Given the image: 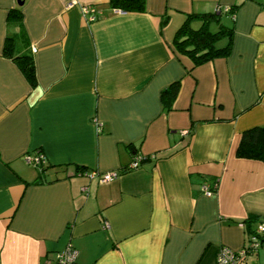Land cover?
I'll use <instances>...</instances> for the list:
<instances>
[{"label":"crops","instance_id":"obj_1","mask_svg":"<svg viewBox=\"0 0 264 264\" xmlns=\"http://www.w3.org/2000/svg\"><path fill=\"white\" fill-rule=\"evenodd\" d=\"M73 1L0 0V264H56L69 244L76 264H217L244 248L247 219H264V161L237 156L264 125V0ZM235 4L229 55L194 65L177 51L189 14ZM39 150L44 170L23 159ZM243 264H264V239Z\"/></svg>","mask_w":264,"mask_h":264},{"label":"trees","instance_id":"obj_2","mask_svg":"<svg viewBox=\"0 0 264 264\" xmlns=\"http://www.w3.org/2000/svg\"><path fill=\"white\" fill-rule=\"evenodd\" d=\"M109 4L113 8L125 11H145L146 9V0H109ZM239 7L238 4L229 7L220 6L212 12L189 14L175 34L174 47L177 51L187 54L193 60L194 65L203 64L219 56L229 55L233 48V37L235 35L233 18L236 17ZM11 12H13L11 16H16L14 11ZM195 21L200 24L195 26ZM11 43V38H7L5 54H12L14 46ZM15 59L30 83L35 84L36 71L33 58L24 54L16 56ZM178 90L179 83L176 82L163 91V98L167 106L171 105V103L168 104V101L170 102L175 98ZM237 156L264 161V125L251 127L242 133L237 148ZM41 167L43 170L46 168L45 164ZM78 170L84 171L82 167H78ZM218 186L219 182L215 180L211 185V189L216 192ZM247 220L250 236L257 229L259 223L264 221V219L256 217H249ZM252 222L257 223L256 228H251ZM263 239L264 234L261 236L262 242ZM245 259L246 257L243 259L242 264Z\"/></svg>","mask_w":264,"mask_h":264},{"label":"built area","instance_id":"obj_3","mask_svg":"<svg viewBox=\"0 0 264 264\" xmlns=\"http://www.w3.org/2000/svg\"><path fill=\"white\" fill-rule=\"evenodd\" d=\"M74 0L69 4V7L73 6L76 2ZM83 13L88 17L89 20H95L97 17L98 11L95 7L92 6H83ZM115 11H120L119 9ZM23 159L28 164L41 167L46 163V156L42 151H37L34 153H26L23 156ZM144 161V157L141 154H135L130 165L129 169H137L140 167L141 163ZM94 175L93 173L90 174ZM120 175L119 170H111L104 172L99 175V180L101 182H110L117 179ZM204 193L211 195L215 192L211 189V185L204 184L202 187ZM264 234V221L260 222L257 229L250 236L248 246H245L242 249L234 250L230 247L224 246L221 248L218 254L217 264H242L243 259L248 256L249 253L256 252L259 250L262 240L261 236ZM79 256V250L69 244L64 249L60 250L56 255V264H76Z\"/></svg>","mask_w":264,"mask_h":264},{"label":"water","instance_id":"obj_4","mask_svg":"<svg viewBox=\"0 0 264 264\" xmlns=\"http://www.w3.org/2000/svg\"><path fill=\"white\" fill-rule=\"evenodd\" d=\"M18 3H19L20 5H22V4H23V0H18Z\"/></svg>","mask_w":264,"mask_h":264},{"label":"rangeland","instance_id":"obj_5","mask_svg":"<svg viewBox=\"0 0 264 264\" xmlns=\"http://www.w3.org/2000/svg\"><path fill=\"white\" fill-rule=\"evenodd\" d=\"M197 26V25H196ZM221 43H223V42H221ZM222 45V44H221Z\"/></svg>","mask_w":264,"mask_h":264}]
</instances>
